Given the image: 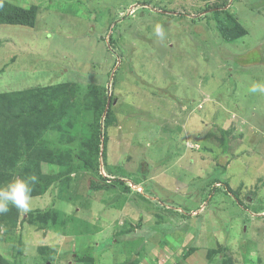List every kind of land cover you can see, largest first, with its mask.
<instances>
[{"label":"rangeland","instance_id":"1","mask_svg":"<svg viewBox=\"0 0 264 264\" xmlns=\"http://www.w3.org/2000/svg\"><path fill=\"white\" fill-rule=\"evenodd\" d=\"M5 1L38 14L34 28L0 25V93L78 85L43 132L72 147L93 128L83 91L111 94L99 172L129 192L89 191L81 173L50 185L15 226L0 220V264H90L74 259L87 252L94 264H264V95L247 91L264 82V0H226L218 16L210 6L225 0ZM218 22L246 34L226 42ZM33 211L49 222L28 224Z\"/></svg>","mask_w":264,"mask_h":264},{"label":"trees","instance_id":"2","mask_svg":"<svg viewBox=\"0 0 264 264\" xmlns=\"http://www.w3.org/2000/svg\"><path fill=\"white\" fill-rule=\"evenodd\" d=\"M226 5L225 0L220 5H211L210 8L213 9V14L218 16ZM206 7L208 8L209 5ZM37 14V7L23 8L8 1L0 0V25L34 28ZM217 27L226 42H232L246 34V31L238 23L232 27H227L222 22H218ZM107 42L109 45L115 43L111 36ZM83 93L82 105L92 114L93 128L88 139L80 141L76 147H72L70 144H58L61 141L48 143L43 132L46 129H59V122L73 110L75 102H77L76 99L82 95L78 85L62 83L0 93V187L6 185L14 175L20 178L35 175L38 177V182L33 186L31 195H42L50 185L59 183L63 178L67 179L73 174L81 173L82 175H90L89 178L92 177L89 180V191L114 188L115 183H118L123 186V192H129V187H125L122 180L112 179L113 181H111L99 172V158L105 156L106 129L112 121L114 98L111 94L106 95L105 90L100 87L89 86L87 92L83 91ZM108 98L110 103L103 116ZM54 117H56V121ZM221 142L225 148V141L222 140ZM55 144H57L55 151L50 153V145ZM69 152L73 153L75 161L67 168L59 170L63 164L61 156L68 155ZM225 153L224 151L220 157L215 158L219 166H222L220 159ZM24 156H26L25 160L22 158ZM41 161H45L56 168L53 172L42 175L39 170ZM93 176L98 177V180L94 179ZM224 185L226 186V193L232 194L236 198V193L227 184ZM16 210L15 207L11 206L8 213L1 214L0 220L9 226H15L17 223ZM49 213L30 212L27 214L26 221L28 224H34L40 217L42 219L40 220V222L42 221L41 225L44 226L51 218L47 215ZM56 213L59 215V220L63 213L52 209V214L56 216ZM71 216L73 217V215L65 216V218L61 216L64 218L62 224L72 221ZM182 217L184 218V216ZM164 232L165 229L163 228L161 234L164 235ZM88 253L84 256H79L76 253L74 259L83 263H87L85 262L87 260L92 264L93 259ZM221 261L223 262V260ZM136 263L137 261L133 264Z\"/></svg>","mask_w":264,"mask_h":264},{"label":"clouds","instance_id":"3","mask_svg":"<svg viewBox=\"0 0 264 264\" xmlns=\"http://www.w3.org/2000/svg\"><path fill=\"white\" fill-rule=\"evenodd\" d=\"M157 36H163L162 29L157 26ZM251 94L264 95V82H254L247 90ZM38 182V177L31 175L27 178L17 177L6 186L0 187V214L8 213L10 205L17 210L28 212L31 207L33 186Z\"/></svg>","mask_w":264,"mask_h":264},{"label":"water","instance_id":"4","mask_svg":"<svg viewBox=\"0 0 264 264\" xmlns=\"http://www.w3.org/2000/svg\"><path fill=\"white\" fill-rule=\"evenodd\" d=\"M109 103H110V101H109V98H108L107 99V103H106V107H105V110H104V113H103V116L105 115V113H106V111L108 109Z\"/></svg>","mask_w":264,"mask_h":264}]
</instances>
